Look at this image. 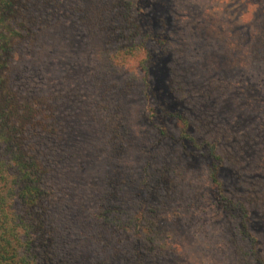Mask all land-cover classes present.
Here are the masks:
<instances>
[{
  "label": "trees",
  "instance_id": "trees-1",
  "mask_svg": "<svg viewBox=\"0 0 264 264\" xmlns=\"http://www.w3.org/2000/svg\"><path fill=\"white\" fill-rule=\"evenodd\" d=\"M146 9L145 0H0V264L169 263L162 209L181 157L164 142L165 129L158 125V135L140 149L141 166L124 162L133 141L126 110L133 94L156 101L159 118L179 125L181 151H203L214 194L235 220L227 230L232 264H264L250 231V215L262 208L257 200L264 201V176L242 159L262 143L264 121L243 134L225 132L221 117L208 109L214 102L188 87L178 69L180 56ZM87 24L101 35L106 71L113 74L101 84L97 103L106 169L89 197L100 192L96 210L77 227L91 254L79 247L75 252L66 241L67 206L70 199L81 201L79 190L87 188L76 182V191L70 177L78 139L65 125L68 98L53 78L37 79L34 63L45 43ZM256 45L264 52V35ZM224 167L244 183L238 198L223 193L218 174ZM74 208L77 218L83 207ZM80 252L89 255L86 262Z\"/></svg>",
  "mask_w": 264,
  "mask_h": 264
},
{
  "label": "rangeland",
  "instance_id": "rangeland-1",
  "mask_svg": "<svg viewBox=\"0 0 264 264\" xmlns=\"http://www.w3.org/2000/svg\"><path fill=\"white\" fill-rule=\"evenodd\" d=\"M145 1L146 11L156 20L155 30L166 35L173 52L180 56L178 69L185 79L187 76L188 87L210 97L214 105L208 109L221 117L225 132L243 134L252 130L251 124L263 122L264 52L260 53L256 41L264 35V0ZM91 26L74 28L70 36H57L45 43V52L34 62L40 69L37 79L53 78L68 98L65 125L78 139V148L71 150L70 177L76 191L78 183L87 188L79 190L82 202L77 199L71 204L70 199L67 206L66 214L71 220L67 223L66 241H71L75 252L79 247L84 253L90 252V247L86 239L83 242L77 227L96 210L95 200L100 192L92 196L93 201L89 197L106 169L102 155L107 150L97 109L99 91L103 82L113 80V74L106 71L101 35ZM29 60L32 63L34 58ZM136 95L130 97L126 106L133 141L124 162L134 168L141 166L140 149L158 135V125L165 129L164 142L181 157L180 171L171 177L170 196L162 209L168 217V243L172 249L168 264H232L234 256L227 230L231 222L235 226V220L222 210L214 194L203 151H181L179 125L172 119L159 118L156 101ZM255 134L254 131L252 135ZM259 137L263 138L262 143H254L242 159H249L255 166L253 170L264 176V133ZM218 180L225 196H240L244 183L238 182L228 167L220 171ZM257 201L262 208L251 213L250 231L264 259V201ZM77 205L83 207V213L76 212L74 218ZM82 254L77 256L86 262L89 255Z\"/></svg>",
  "mask_w": 264,
  "mask_h": 264
}]
</instances>
